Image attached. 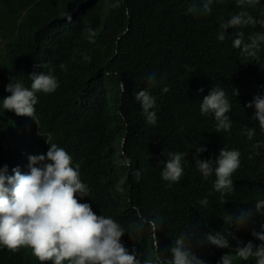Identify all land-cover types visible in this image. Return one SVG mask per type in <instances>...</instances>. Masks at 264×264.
<instances>
[{"label":"trees","instance_id":"obj_1","mask_svg":"<svg viewBox=\"0 0 264 264\" xmlns=\"http://www.w3.org/2000/svg\"><path fill=\"white\" fill-rule=\"evenodd\" d=\"M14 1L0 0V18L12 15L13 8L19 5H14ZM69 1H77L82 9L91 3L53 0L39 12L68 13L64 3ZM117 1L127 2L130 7H112L107 12L114 31L107 55L92 48L94 57L85 49L77 54L78 68L100 88L107 109L115 114L122 104L126 118L124 121L108 117L98 103L97 113L105 121L101 125L91 123V128L84 124L83 134L90 142V150L96 152L93 162L103 159V164L115 167L114 183L106 200L102 201V193L107 186L99 177L86 178L90 187L87 198L125 229L121 243L141 264H167L171 260L169 249L180 238L204 264H219L226 254H230L233 264H256L255 257L244 260L236 255V250L249 241L254 245L264 243L251 234L253 229L261 231L264 209L246 227L226 223L223 218H235L241 209L255 210L257 201L264 200V132L259 121L252 119L255 109L245 105L247 100L253 101L261 84L242 65L246 59L256 60L257 66L253 67L264 71V49L257 45L246 52L242 48L251 45L259 32V22L227 29L223 41L217 37L221 23L241 11L256 21L264 20V0L244 8L238 7L235 0H211L210 12L203 11L209 0H103ZM106 9L104 4L99 12L105 14ZM124 32L115 56L116 37ZM238 36L242 45L235 48L233 41ZM257 44L264 46V41ZM110 57L112 60L107 62ZM213 87L222 89L231 105L228 131L217 133L212 115L200 112L203 97ZM201 88L203 92L198 91ZM234 88L239 95L233 94ZM142 90L155 98V125L147 123L135 99ZM125 122L128 135L123 154L120 145L125 137ZM248 129H255L252 139L246 135ZM201 145L206 147L199 154L201 160H215L223 148L240 152V166L231 177V192H216L215 176L205 179L198 171L194 152ZM170 153L186 154L182 159L183 175L175 183L164 181L161 176L162 162ZM124 159L128 165L121 162ZM137 170L139 180L135 176ZM205 199L208 203L201 204ZM156 217L160 220L154 231L147 221ZM141 218L144 223L137 230ZM206 233L224 236L229 247L208 244ZM154 235L158 248L154 246ZM23 258V252L0 246V264H24Z\"/></svg>","mask_w":264,"mask_h":264},{"label":"clouds","instance_id":"obj_2","mask_svg":"<svg viewBox=\"0 0 264 264\" xmlns=\"http://www.w3.org/2000/svg\"><path fill=\"white\" fill-rule=\"evenodd\" d=\"M51 1L15 0L14 5H19L13 8L12 15L0 18V246L15 253L23 252L24 264H141L121 243L125 229L87 198L90 187L86 178L99 177L107 186L102 193V201L106 200L114 183L115 167L103 164V159L93 162L96 152L89 148L90 142L83 134L84 124L91 128V123L101 125L105 121L97 113L98 103L108 117L124 121L126 118L122 104L115 114L107 109L105 97H100V88L77 65L80 50L85 49L93 57L90 48L107 55L114 39L113 22L107 12L112 7L130 5L124 1L91 0L82 9L77 1H69L64 3L68 13H40ZM235 2L244 8L255 6L260 0ZM210 3L211 0L204 4L203 11H211ZM104 4L108 9L101 14L99 10ZM255 23H258V34L252 38L251 45L242 48L246 52L257 45L264 49L257 44L264 41V20L256 21L246 11L221 23L217 39L223 41L229 28ZM125 33L116 37L115 56ZM241 45L242 38L238 36L233 46L240 48ZM110 60L112 57L107 62ZM242 65L261 84L253 101L247 100L245 105L255 109L252 119L259 121L264 132V71L253 67L257 66L256 60L246 59ZM121 87L124 91L122 82ZM233 94L239 95V90L234 88ZM227 98L222 89L213 87L200 104L201 114L212 115L216 121L217 133L231 128L227 115L231 105ZM135 99L147 123L155 125L156 112L152 111L155 98L142 90ZM125 124V137L120 145L123 154L128 135ZM254 134L255 129L246 132L249 139ZM204 151L206 147L201 145L194 152L198 171L205 179L215 176L216 192L222 195L231 192V177L240 166V152L223 148L215 160H201L198 157ZM185 155L170 153L162 162L164 181L175 183L181 179ZM121 162L129 164L127 159ZM135 176L139 180V170ZM200 203L206 205L208 201ZM262 209L264 200L257 201L255 210L241 209L235 218L230 215L223 219L246 227ZM159 220L156 217L147 223L155 231ZM143 223L141 218L137 230ZM251 234L264 242V225L261 231L253 229ZM204 239L217 248L229 247V241L222 235L206 233ZM154 246L158 248L157 238ZM169 252L171 260L167 264H204L185 247L182 238L172 244ZM236 255L244 260L255 257L256 264H264V243L254 245L249 241L237 247ZM219 264H233L230 254L222 256Z\"/></svg>","mask_w":264,"mask_h":264}]
</instances>
